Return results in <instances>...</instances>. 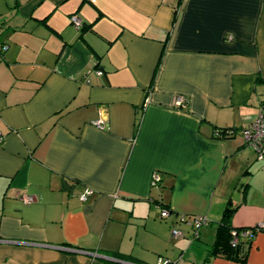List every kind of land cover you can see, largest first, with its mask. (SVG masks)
Returning a JSON list of instances; mask_svg holds the SVG:
<instances>
[{"label": "crops", "instance_id": "0c3cea01", "mask_svg": "<svg viewBox=\"0 0 264 264\" xmlns=\"http://www.w3.org/2000/svg\"><path fill=\"white\" fill-rule=\"evenodd\" d=\"M261 110L264 0H0V264H264Z\"/></svg>", "mask_w": 264, "mask_h": 264}, {"label": "built area", "instance_id": "2783aa9c", "mask_svg": "<svg viewBox=\"0 0 264 264\" xmlns=\"http://www.w3.org/2000/svg\"><path fill=\"white\" fill-rule=\"evenodd\" d=\"M71 21L76 24L78 28L82 26V22L79 19L77 15H73L71 18ZM96 73L98 75L103 74L102 70H97ZM185 102L186 100L182 96H177L175 100L176 106L180 107H185ZM97 126L99 127H104V121L103 120H97L94 122ZM242 135L244 136V139L248 145L253 147L258 156L261 158L264 155V113L261 110L259 117L257 120H255L253 123H251L248 126H245L242 128ZM228 132H231L228 130ZM3 140V135L0 132V143ZM160 181V175L158 173H154L153 175V184H156L157 182ZM92 190L87 189L84 191V193L81 195V199L83 201L87 200L88 197L91 195ZM25 202H31L33 199L32 197L29 196H24ZM171 214V211L169 208L164 207L161 211V216L163 218H167ZM182 219H185L183 217ZM207 220L205 217L202 216H196L193 218L191 222V227L193 228V235L197 236L198 235V230L205 224H207ZM261 228H264L263 224H260L258 226L252 227V228H240V229H233L232 230V240L231 244L232 246L236 247L240 242L249 240L250 238L253 237L256 231L260 230ZM172 234L175 237H181L184 236V231L179 230L175 227L172 228ZM77 251L82 252V253H88L86 250H81L77 249ZM94 253V252H92ZM96 254V253H95ZM157 264H172V262L168 259H160Z\"/></svg>", "mask_w": 264, "mask_h": 264}, {"label": "trees", "instance_id": "16d2710c", "mask_svg": "<svg viewBox=\"0 0 264 264\" xmlns=\"http://www.w3.org/2000/svg\"><path fill=\"white\" fill-rule=\"evenodd\" d=\"M228 129L229 128L219 129L217 134L219 136H222V137L223 136L224 137L232 136L234 132H228ZM232 209H234V208H230L229 206L226 208L224 216H223L222 220L220 221V229H219V236L220 237L216 240L214 247H215L216 252L220 251V252H223L224 254H226L230 258L244 260L245 255H242L240 252L246 244L250 243L251 238L249 240H246V241L242 240V242H240L236 247L232 246V244H231L232 230L233 229H240V228H233L230 224L229 212H232Z\"/></svg>", "mask_w": 264, "mask_h": 264}, {"label": "water", "instance_id": "95a60500", "mask_svg": "<svg viewBox=\"0 0 264 264\" xmlns=\"http://www.w3.org/2000/svg\"><path fill=\"white\" fill-rule=\"evenodd\" d=\"M71 186L70 185H68L66 182H65V188H70ZM87 254H89V255H92V256H96L97 254H95V253H92V252H88Z\"/></svg>", "mask_w": 264, "mask_h": 264}, {"label": "rangeland", "instance_id": "374dc122", "mask_svg": "<svg viewBox=\"0 0 264 264\" xmlns=\"http://www.w3.org/2000/svg\"><path fill=\"white\" fill-rule=\"evenodd\" d=\"M177 229L182 230L180 227H177ZM189 229L191 230V236L193 237V228L191 227V225H189Z\"/></svg>", "mask_w": 264, "mask_h": 264}]
</instances>
